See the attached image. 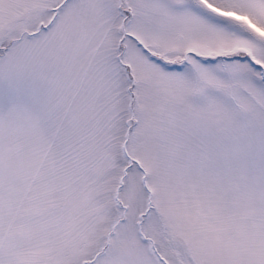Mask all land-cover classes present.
I'll return each instance as SVG.
<instances>
[{"label": "snow or ice", "instance_id": "1", "mask_svg": "<svg viewBox=\"0 0 264 264\" xmlns=\"http://www.w3.org/2000/svg\"><path fill=\"white\" fill-rule=\"evenodd\" d=\"M0 264H264V0H0Z\"/></svg>", "mask_w": 264, "mask_h": 264}]
</instances>
